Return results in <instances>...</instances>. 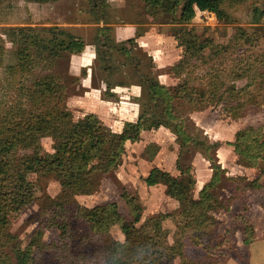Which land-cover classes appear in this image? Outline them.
<instances>
[{"label": "rangeland", "instance_id": "374dc122", "mask_svg": "<svg viewBox=\"0 0 264 264\" xmlns=\"http://www.w3.org/2000/svg\"><path fill=\"white\" fill-rule=\"evenodd\" d=\"M169 2L0 0V102L15 96L19 80L29 85L33 78L55 72L66 86L64 101L73 121L92 112L114 131H120L127 118L138 114L144 101L138 85L130 84L138 77L139 70L174 86L188 76L176 75L170 67L182 58H190L188 70L193 74L188 84H200V87L205 83L203 76L208 61L223 70L224 78L226 75L234 78L235 72L243 75L254 72V66L248 68L237 59L264 52V0H224L223 17L195 8L188 20L180 17L181 5L172 12L167 7ZM28 26L36 32L41 28H54L56 32L64 29L83 39L87 46L83 53L74 56L62 52L50 62L49 58L41 61L35 57L37 65L33 71L13 75L8 67L17 62L16 48L26 42V34L17 28ZM98 27L107 28L106 35L112 40L113 33L123 40L134 29L135 41L139 36L145 37L141 38L144 46L137 41L124 43L133 49L132 59L110 47L104 49L105 53L100 49L99 57L95 56L96 48L103 42L108 44ZM240 32L249 34L250 38H238ZM200 44H206L201 51L204 57L196 59ZM219 46H222L220 50ZM217 50L220 52L215 54ZM193 64L197 67H190ZM235 64L240 66L237 71ZM257 68L258 73L264 71L263 65ZM102 77L129 84L112 85L108 89ZM246 83L245 77L234 80L237 87ZM106 90L108 93L104 95ZM174 111L180 112L185 120L182 128L186 139L181 146L182 135L177 137L168 127L144 129L136 141L125 142L117 167L103 176L94 175L86 192H67L52 173L39 176L28 172L23 179L32 187L31 201L22 205L15 200L7 203L10 209L6 231L11 240L5 248L13 258L11 264L19 251L27 252L28 264H102L101 245L105 247L110 239L123 241L125 235L117 224L103 233L97 232L83 214L98 215L105 203L113 202L118 213L129 221L132 215L127 201L131 207L140 208L136 226L152 215L165 214L161 225L168 230L166 243L179 242L192 264H250L254 227L264 228L260 213L264 209V192L256 193L253 189L245 195L239 194L240 199L233 198L232 187L236 183L240 185L234 177L246 176L248 180L255 177L254 167L240 164L229 142L238 129L264 128V100L251 97L248 111L238 118L226 114L221 104L204 108L183 104ZM52 142L49 135L41 136L39 154L52 152ZM205 146H210L207 153L227 168L222 167L225 172L208 191L222 207L206 211L207 217L202 221L203 218L195 219L199 218L201 206L192 201L199 199L203 185L212 174L210 161L202 153ZM31 152V148H19L16 156ZM153 168L158 169L153 175L156 183L148 185L144 179ZM60 200L63 203H58ZM187 221L197 223L185 227ZM244 236H252V240L243 243ZM169 264L181 262L175 258Z\"/></svg>", "mask_w": 264, "mask_h": 264}, {"label": "trees", "instance_id": "16d2710c", "mask_svg": "<svg viewBox=\"0 0 264 264\" xmlns=\"http://www.w3.org/2000/svg\"><path fill=\"white\" fill-rule=\"evenodd\" d=\"M28 1L50 2L55 0ZM169 1L167 7L172 12L175 6L181 5L182 20L190 19L195 8L212 11L219 18L224 15L221 7L224 0ZM97 29L100 30L101 35H105L104 40L108 44L103 42L99 49L96 48L95 56L99 57L100 49L105 53L104 49L110 47L122 52L128 58L135 57L132 53L133 49L124 46L125 42H136L135 36L116 41L106 35L107 28L98 27ZM17 30L26 34L24 38L26 42L16 48L17 62L8 67L13 75L33 71L37 65L35 57L41 61L49 58L50 62L62 52L80 54L86 45L83 39L64 29L56 32L54 28H47V30L41 28L36 32V29L28 26L17 28ZM237 37L248 40L250 35L240 32ZM94 40L93 42H98L96 38ZM205 46L206 44L199 45L197 48L199 54L196 59L204 57L201 51ZM221 47H218L219 50ZM219 52L217 50L215 54ZM253 56L238 58L237 62H241V65L245 63L244 65L248 68L254 66V72L244 75L241 72H235L232 79L230 75L224 78L223 70L216 68L208 61L207 72L203 76L205 83L201 87L200 84L197 86L188 84V79L193 74L192 70H188L190 58H182L170 67L176 75L180 76L184 73L188 76L181 78V82L174 86L159 82L148 71L139 70L138 77L130 84L140 87L144 101L140 103L141 108L136 120L125 121L120 131H114L92 112L73 121L64 101L66 86L57 73L41 74L33 78L29 85H26L24 80H19L15 96L5 98L0 102V264L13 262V258L5 248L11 240V235L6 231L10 209L7 203L15 200L22 205L31 201L32 187L23 179L28 172H35L39 176L52 173L67 192H86L85 189L95 178L94 175L103 176L117 167L125 150V142L127 140L136 141L144 129L157 128L161 125L168 127L177 137L182 135V139L179 140L181 146L186 139L182 128L185 120L180 112L174 111L178 105H198L204 108L221 104L226 114L232 118L244 116L248 111L251 97H260L264 100V71L258 73L257 68L260 65L264 66V52ZM124 64L127 65L125 62ZM235 66L237 71L240 66L238 64ZM136 67L138 63L134 64V70ZM190 67L196 68L197 66L193 64ZM242 77L247 79V83L237 87L234 80ZM101 79L108 89L113 88L112 85L129 84L123 80L111 82L109 78L102 77ZM107 93L106 90L104 95ZM109 96L113 95L109 94ZM47 129H49L48 133L45 132ZM44 135L52 138L53 151L40 155V137ZM229 145L232 146L240 164L257 167L259 170L252 180H248L246 176L233 178L240 185L236 183L232 187L231 195H234L233 198L240 199L239 194L245 195L248 190L261 187L259 178L261 172L264 171V128L246 126L238 129ZM19 148H31L33 152L17 157L16 150ZM209 148L210 146H205L202 153L210 161L212 174L203 185L199 199L192 201V204L201 206V211L197 213L199 218L195 219L203 218L202 221L207 217L206 211L222 207L221 203L214 199L208 191L225 170L207 153ZM157 171L158 169L153 168L148 173L144 179L146 184L156 183L153 175ZM58 203H63V201L60 200ZM127 204L132 215L129 221L118 213L117 206L113 202L105 203L98 215L83 214L97 232L103 233L110 226L117 224L125 235L123 241L110 239L105 247L101 245L102 264H169L175 258H178L181 264H192L179 242L175 240L173 244L166 243L168 230L161 225V221L166 217L165 214L152 215L136 226L139 223L140 208L131 207V202L128 201ZM243 209H246L245 205ZM77 210L84 212L83 208ZM196 223L187 221L184 226ZM250 240L252 236H244L243 243H248ZM27 259H29L27 252L19 251L14 257L13 264H28ZM29 264H34V262Z\"/></svg>", "mask_w": 264, "mask_h": 264}, {"label": "crops", "instance_id": "0c3cea01", "mask_svg": "<svg viewBox=\"0 0 264 264\" xmlns=\"http://www.w3.org/2000/svg\"><path fill=\"white\" fill-rule=\"evenodd\" d=\"M133 29V28H132ZM117 30V29H116ZM121 30H125V29H122ZM118 31V36L121 35V32L119 30ZM131 34L130 35H127L126 38H129V37H132V36H136V33L134 32V29L131 30ZM139 36V35H138ZM144 37V36H139L137 37L136 41L138 42V44L143 47V42L145 43V41H141V38ZM113 38L116 40V41H120L119 39H117L115 37V33H113ZM126 38H123L126 39ZM145 38V37H144ZM87 45H85V48H86ZM84 48V50H85ZM84 50L81 52L83 53ZM151 55H153L152 52H150ZM72 55H78V54H72ZM139 87V86H138ZM140 89V87H139ZM138 111V110H137ZM137 118V114H135V117H132L131 119L127 118V121H135V119ZM110 127V126H109ZM159 128V127H158ZM221 167L223 168H227V166H225V164H220ZM258 173H256V168L254 167V177L257 176ZM259 182L260 184L262 185L260 188L258 189H255L254 192L256 193H263L264 192V173L261 175V177L259 178ZM260 207L262 209V206L260 204ZM262 217L264 219V209H262ZM255 223V221H254ZM249 262L250 264H264V228L263 230L257 226L254 227V241L251 242L250 244V256H249Z\"/></svg>", "mask_w": 264, "mask_h": 264}]
</instances>
